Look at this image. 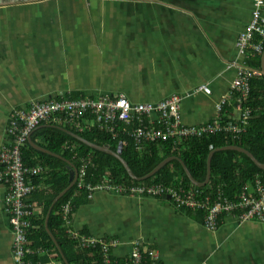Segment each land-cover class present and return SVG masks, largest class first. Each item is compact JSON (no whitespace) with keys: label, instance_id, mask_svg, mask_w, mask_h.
I'll return each mask as SVG.
<instances>
[{"label":"crops","instance_id":"1","mask_svg":"<svg viewBox=\"0 0 264 264\" xmlns=\"http://www.w3.org/2000/svg\"><path fill=\"white\" fill-rule=\"evenodd\" d=\"M252 10L253 0L0 1V146L14 107L61 94H123L134 103L179 94L184 125L210 122L237 75L231 63ZM203 86L210 93L196 91ZM40 185L33 193L48 188ZM5 194L0 185V264H14ZM88 195L74 230L118 240L110 256L119 263L139 241L158 264H264V223L226 215L210 231L203 212L167 197Z\"/></svg>","mask_w":264,"mask_h":264},{"label":"built area","instance_id":"2","mask_svg":"<svg viewBox=\"0 0 264 264\" xmlns=\"http://www.w3.org/2000/svg\"><path fill=\"white\" fill-rule=\"evenodd\" d=\"M261 39L254 42V35ZM264 42V0H253L251 20L244 32L238 36L237 47L239 60L233 61L237 75L232 82L229 93L216 105L215 118L199 126L184 125L179 113L184 96L173 94L156 103H134L123 94L106 93L98 97L73 98L69 94H61L45 101H32L23 107H14L8 118L6 140L0 146V185L5 187L4 211L9 217L13 233L12 253L14 264H56L54 261H35L36 254H43V249H34L29 244L28 230L32 226V217L36 208L28 202V197L40 184L34 180L42 178L44 169L27 166L23 162L22 149L29 136L40 126L71 127L84 131L87 127L97 126L115 139L122 127L137 123L128 135L142 150L145 142H172L179 146L184 140L200 138L207 134L224 132L233 139L246 131L252 117V110L244 108L251 92V81L259 71L246 63L249 56L263 52ZM207 93L203 86L198 92ZM193 92L196 94L197 92ZM210 93V92H209ZM235 104L231 112L224 111L225 106ZM224 117L230 121L224 122ZM124 145V142L122 143ZM89 162L82 161L75 183L76 192L93 194L94 192L113 193L118 196L132 197H169L179 210L203 212V223L207 230L217 231L222 216L232 215L240 222L258 221L264 223V173L253 177L251 182L242 185L238 193L227 194L224 187L218 185L204 190L205 187L190 185H125L102 183L92 185L85 183ZM46 173V172H45ZM74 185V186H75ZM208 186V185H207ZM47 187V186H46ZM75 205L69 200L62 206V217L66 223L67 233L76 239L81 248L100 247L103 252L101 264H158L155 251L146 249L143 243L133 244L130 257L119 263L110 256V248L118 244V240L105 242L94 237L81 235L74 230L73 218Z\"/></svg>","mask_w":264,"mask_h":264},{"label":"trees","instance_id":"3","mask_svg":"<svg viewBox=\"0 0 264 264\" xmlns=\"http://www.w3.org/2000/svg\"><path fill=\"white\" fill-rule=\"evenodd\" d=\"M260 39L261 37L256 33L254 42L258 43ZM262 53L246 59L248 66L259 72L261 71ZM68 96L79 97L75 94ZM234 106V103L230 107L225 106L224 111L231 112ZM243 106L252 110V117L246 126V131L239 139H233L224 132H217L200 138L184 140L176 147L172 142H145L144 148L138 149L134 139L128 135L137 123L122 127L119 136L115 139L97 126L87 127L82 132L71 127L65 128L76 132L91 143L100 146L107 145L113 151H117L119 143L124 142L121 156L139 178L149 174L164 159L176 156L182 159L193 178L202 183L207 178L208 156L212 150L217 148L230 145L242 147L264 164V77L262 75H257L252 79L251 92ZM222 120L228 122L230 118L224 117L222 113ZM32 140L40 147L71 161L77 169H80L83 160L88 161L86 184L179 185L182 183L190 185L182 164L177 160L168 163L155 176L138 182L129 177L125 167L117 158L90 148L52 125L45 124L36 129L32 134ZM22 158L27 166L43 165L47 169L45 175L36 179L35 183L43 184L48 188L28 197V202L40 210L39 214L32 217V226L28 230L29 245L34 249H43V254H36L34 260L65 264L45 228V217L54 198L69 186L67 163L61 158L35 150L28 142L22 149ZM259 173H264V170L260 169L245 154L236 151L216 152L212 159L211 181L204 190L221 185L227 194L231 191L236 194L242 185L251 182L253 177ZM88 197L86 192L77 193L75 185L58 201L49 218V229L69 264H101L102 262V249L100 247L81 248L78 241L67 233L66 223L62 217L63 204L72 200L76 211L83 202L88 200Z\"/></svg>","mask_w":264,"mask_h":264},{"label":"water","instance_id":"4","mask_svg":"<svg viewBox=\"0 0 264 264\" xmlns=\"http://www.w3.org/2000/svg\"><path fill=\"white\" fill-rule=\"evenodd\" d=\"M2 1V0H0ZM260 74L264 77V52L262 53V56H261V71H260ZM54 98V97H53ZM41 127V126H40ZM43 127V126H42ZM55 128H58L60 129L61 131L63 132H66L67 134H69L70 136H72L73 138L79 140L80 142L86 144L87 146H89L90 148L94 149V150H97V151H100V152H104L106 154H109L115 158H117L122 164L123 166L125 167L129 177L132 179V180H135V181H145L153 176H155L163 167H165L168 163L174 161V160H177L179 161L186 174H187V177L190 181L191 184H193L194 186L196 187H206L210 180H211V177H212V159H213V156L216 152H220V151H236V152H239V153H242V154H245L246 156H248L260 169L264 170V164L260 163L252 153H250L248 150L242 148V147H239V146H236V145H230V146H226V147H221V148H217V149H214L210 152L209 156H208V160H207V178L204 182L200 183L198 182L197 180H195L193 178V176L191 175V173L189 172L188 168L186 167L185 163L182 161L181 158L179 157H169V158H166L164 159L161 163H159L157 165L156 168H154V170H152L149 174H147L146 176L142 177V178H139L137 177L133 171L131 170V168L129 167V165L127 164V162L123 159V157L121 156V153H122V148H123V144L122 143H119V146H118V149L117 151H113L110 149L109 146H100L98 144H95V143H91L90 141L84 139L83 137H81L79 134H77L76 132H73L71 130H68L66 128H63V127H56V126H53ZM39 128V127H38ZM37 128V129H38ZM33 134V133H32ZM32 134L29 136L28 138V144L34 148L35 150H38L40 152H43V153H46V154H49V155H52V156H55L57 158H61L63 159L66 163H67V169L69 171V186L63 190L52 202L48 212H47V215H46V218H45V228L48 232V234L50 235L52 241L55 243L63 261L65 264H69L68 261L66 260L56 238L54 237V235L52 234V232L50 231L49 229V218H50V215H51V212L53 211V208L54 206L58 203V201L60 199H62L67 193L68 191H70L76 181H77V177H78V170H77V167L75 166V164H73L71 161L67 160V159H64L62 156L58 155V154H55L45 148H42L40 147L39 145H37L35 142H33L32 140ZM115 195V194H114ZM169 198V197H167Z\"/></svg>","mask_w":264,"mask_h":264},{"label":"flooded vegetation","instance_id":"5","mask_svg":"<svg viewBox=\"0 0 264 264\" xmlns=\"http://www.w3.org/2000/svg\"><path fill=\"white\" fill-rule=\"evenodd\" d=\"M3 200H4V198L2 199V203L4 204V201Z\"/></svg>","mask_w":264,"mask_h":264}]
</instances>
